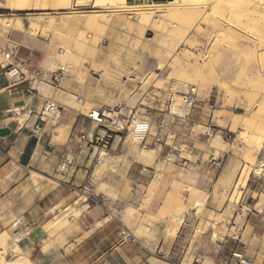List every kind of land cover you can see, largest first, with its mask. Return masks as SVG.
<instances>
[{
	"label": "rangeland",
	"instance_id": "obj_1",
	"mask_svg": "<svg viewBox=\"0 0 264 264\" xmlns=\"http://www.w3.org/2000/svg\"><path fill=\"white\" fill-rule=\"evenodd\" d=\"M0 2L3 3L4 0H0ZM12 2L16 3L17 1L12 0ZM153 3L166 2L160 0L133 2L128 0L127 5L131 6L130 10L117 12L115 15L111 14L114 17L113 25L116 28L112 27L107 32L93 35L95 40L99 39V35L101 36L102 33L106 34L105 38L102 39L103 42L100 39L97 40L99 44L95 51L93 48H88L87 51L82 49L81 52H77L72 46L71 34L69 33L70 26L73 28L76 21L81 18L82 12L92 13L95 10L102 12L104 9L82 8L77 10L76 14H71L70 10H15L13 8L11 10L0 6V55L13 51L19 68L20 66L26 68L27 71H24L25 82L32 88L33 94L30 95H35V106L37 103V105L41 104L42 107L45 102H54L64 108L61 120H57V122L64 124L62 128L58 126L56 131L50 130V124L56 122V119H49L45 123V130L54 144L70 141L72 144H76L77 140L74 136L77 131L85 126L89 129L88 122L86 120L84 122L83 116L90 109L99 106L128 105L133 107L132 103L136 102L133 103L136 104L135 109L138 112V116L135 117L152 120V127L156 130L157 137L150 139L151 142L147 138L146 141L149 144L145 142L148 149L158 152L157 156H154V160L147 161L149 163L142 162V164L134 159L131 155L134 145L132 141L130 142V136L125 135L116 138L107 151L93 150L87 147L78 152L77 157L82 159L80 163L77 161L78 158L73 160L71 156L70 163L65 162L67 168H62L64 171L60 169L61 164L56 166L54 170L48 169L49 165L40 153L32 166L49 170V179L45 182L60 188L62 182H67L71 186L70 177L74 174L76 165H81V169L87 171V173L80 172V176H85L84 179L78 178V183L83 180V184L76 186L77 191L69 198L67 204H62V206H84L89 202L107 206L108 219L121 220L126 227L122 231L123 237H127V234L133 232L137 227L142 228L147 216L157 218L162 208L173 205L167 196L169 204L162 206L165 202V196L160 192L152 201L156 189L164 184L161 178L155 189L151 188L152 185H150L152 180L154 181L156 177H159L161 168L172 164L182 173V178L191 176L189 174L193 172L199 178L198 188L207 195L206 209L214 211V216L211 218L207 214L198 215L196 211L190 209L175 237L162 236L157 240L156 246L147 248L153 254V264H205V262L213 264L206 257L211 256L212 251L210 249L215 245L220 247L218 254L223 256L217 262L214 259V264H234L232 253L238 244L244 247L238 252L250 258L253 264H264V212L260 213L263 216V222H254L253 228L246 225L249 216L257 214L259 208L264 207V173H257L255 166L247 162L248 158L252 159L251 154L256 156V161L264 159V134L263 139L255 137L253 138L255 141L251 140L248 143L251 136L244 132L245 126L242 125L238 128L239 133L231 132L229 128L236 114L246 115L247 118L251 115L249 120L255 119V114H259L258 117L263 120L262 126L264 128V86L261 87L256 96V93L253 92L256 88L250 87L252 81L246 77L253 71L255 72L256 67L248 66L249 74L247 70H245L247 73L244 71L243 75L239 74L238 67L241 65L239 63L241 61L233 62L232 67L230 60H228L230 56L227 53L210 52L214 43L213 39H211V43L209 41V44L208 38L195 37L194 34L187 35L188 37L184 36V39L180 38L181 35L178 34L177 45L176 41L168 43L169 45L161 43L159 45L160 35H158L157 30L160 29L158 27H161V21H155L158 26L135 25L137 18L141 15H152L149 8L140 6ZM157 15H161V13ZM191 17L192 21L195 20L194 23H199L200 17L198 15L193 14ZM8 20L12 22L14 27L22 24L26 31L21 33L12 28H7L5 22ZM187 20L191 21L190 16ZM50 22H53L52 29L47 27ZM152 22L154 23V21ZM151 29L152 31H150ZM110 38L113 41H110ZM179 43L180 45H178ZM162 45L176 50V57L173 56L175 58H172L171 56L168 57V53L164 54L162 52L164 49L159 47ZM205 47L208 50L205 51ZM66 49L73 50L72 53L79 54L78 57L69 59L66 55ZM61 51L64 53L63 57H61ZM90 52L97 55L94 64L92 63L94 62L93 57L91 58L93 54ZM140 53L145 54V63H147L137 66L135 60ZM165 55L168 59L164 57ZM161 62L166 65L164 64L162 70H157ZM188 64L189 66H197L198 72L189 69L188 76H186L177 71L179 68L180 70L182 67L185 68ZM61 65L67 67L68 76L59 84L53 83L51 73ZM213 67L217 73L211 71ZM262 72L264 73V71ZM180 74L183 77L179 76ZM126 79L130 80L126 82ZM244 86L246 87L244 88ZM190 87H195L197 90V103L192 111L189 110L188 119L182 122L171 115L172 112H168L166 109L167 101L171 94L182 96V92ZM71 97H75L74 105L69 103ZM260 97L262 98L260 99ZM251 101L254 105L250 104ZM183 103L182 98L180 105L185 107ZM250 105H253V108ZM247 106H250L251 109L248 110ZM40 110L41 108L37 111ZM258 110L261 112H257ZM185 111L188 115V111L186 109ZM249 113L251 114L249 115ZM186 114L180 116L185 117ZM74 121L75 125L72 127L71 123ZM82 122L85 123L83 126L81 125ZM207 131H211L213 136L204 134ZM216 138L225 141L228 146H224L219 152L213 151ZM172 147L184 150L181 153L172 152ZM251 150L253 151L251 152ZM102 153L108 155L109 166L115 167L116 170L109 166L102 168V175L99 176L100 173L97 172V169L100 166ZM182 158L189 159L190 163L184 164ZM213 158L214 161L218 160V165L212 164ZM229 163L233 164L232 171L223 178L224 169ZM139 171L145 172L147 177L140 180L137 175L136 178H132L133 174ZM131 172L132 176L130 175ZM31 175L33 178L32 185L35 183L34 178H37L39 184L34 185L39 190L44 188V183L42 184L44 179L42 177L41 179L40 176ZM103 183L107 184L106 189L105 187L103 189ZM151 192L153 195L149 200ZM153 206H156L155 212L152 210ZM132 208L134 209L133 216H130ZM62 211L63 208L52 211V214L55 217ZM153 213L157 214L154 215ZM75 217L73 216V219ZM215 220H217V225L216 228H213L211 221ZM14 225L11 227V231L14 229ZM214 233L219 235L217 239H214ZM22 237H18L16 242L9 243L4 237L0 239V250L4 249L2 254L6 257L5 260H14L16 253L12 246L18 245ZM250 238L252 239L251 242L248 241ZM134 241L145 247L140 241L138 242L136 239ZM10 253L12 256L8 257ZM20 253L21 256L17 258L18 260L24 262L29 260L25 252L21 250ZM2 263L4 262L0 261V264Z\"/></svg>",
	"mask_w": 264,
	"mask_h": 264
},
{
	"label": "bare ground",
	"instance_id": "obj_2",
	"mask_svg": "<svg viewBox=\"0 0 264 264\" xmlns=\"http://www.w3.org/2000/svg\"><path fill=\"white\" fill-rule=\"evenodd\" d=\"M16 1H17L16 3H13L12 0H4L3 3L0 2V6H3L6 9L10 8L11 10H12V8L15 10H30V9H34V10L53 9V10H59V11L70 10L71 14H76V11L80 10L82 8L83 9L84 8H87V9L93 8V10L94 9H104V11H102V12L98 11V10H95L92 13L91 12L90 13H87V12L83 13L82 12L81 18L76 21L73 28L70 26L71 29H70L69 33L71 34V42L73 43L72 46L75 47L77 52H81L82 49H86L85 51H87L88 48H93L95 51L98 47V44H99V41H97V40L100 39V41H101L103 38H105L106 34L104 35V33H102L101 36L99 35V39H95V40H94L95 37H93V35L95 36V35H98V33L100 34L101 32H107L112 27H115L113 25V18L114 17H112L111 14L115 15L117 12H120V13L121 12H127L128 10H130L129 8L131 7V6L127 5L128 0H16ZM132 1L134 2V1H139V0H132ZM160 1L166 2V3H153L150 5H141L140 7L149 8L152 15L151 16H148V15L142 16L141 15V17L137 18L136 24H135V22H134V24L136 26L148 25V27H149V25H157V22L161 21L162 22L161 27H158V28H160V29H158L159 31L157 30V32L159 33L158 35H160V39L158 40L159 42L156 41V42H158V44L161 43V44L169 45L173 41L175 42L176 40L179 39V38H177L178 34L181 35L182 37L180 36V38H183V39H184V36H187V35L191 36L193 34L195 37L202 36V37L208 38L207 39L208 43H209V41L211 43V39H213L214 43L212 44L213 47L211 46L212 48H211L210 52L227 53L230 56V59H228V60H230L229 62H231L232 67L234 64L233 62L241 61V62H239L241 64L239 67H238V65L235 64L238 67L239 74L241 73L243 75L245 70H247V72L249 74L248 66L253 65L254 67H256V71L255 72L253 71L250 75H246V77L251 79L252 82H250L251 83L250 87L256 88V90L253 92H255L256 96H257V93L261 90V87L264 86V78H263L264 73L262 72V71H264V52H263L264 51V0H160ZM136 13H138V12H136ZM141 13H143V12H141ZM158 13H161V15H157ZM193 14L194 15L196 14L200 17L199 23H194L193 21H195V20L192 21L191 15H193ZM188 16H190L191 21L187 20ZM70 18H71V16H70ZM152 21H154V23H156V24H154ZM155 21H157V22H155ZM46 23H48V22H46ZM115 23H116V21H115ZM5 24H6L7 28H12L14 31H19L21 33L26 31V29H24L22 24L14 27V26H12V22L9 20L6 21ZM37 25H39V23H37ZM41 26H43V25L41 24ZM47 27L52 29L53 28V22H50V24ZM152 28H154V27L152 26ZM147 30H149V29H147ZM150 31H152V29ZM154 31H156V30H154ZM110 41H113V39H111ZM102 42H103V40H102ZM180 43L178 45H180ZM206 44H207V41H206ZM165 45L159 46L160 48L164 49V50H162V52L164 54L168 53L167 54L168 57L171 56L172 58H175L176 57L175 56L176 50H172L170 48H167V47H165ZM176 45H177V41H176ZM184 46H185V44H184ZM188 46H189V44H188ZM66 50H67L66 55L68 56L69 59H72L73 57H78V55H79V54L72 53L73 50L72 51L68 50V49H66ZM206 50H208V48L205 47V51ZM144 51H145V49H144ZM155 52H157V51L155 50ZM84 53L87 54V52H84ZM90 53H92V52H90ZM94 54L91 56V58L93 57V60H94V62H92L93 64L96 61L95 57L97 58V55L96 54L94 55ZM152 54L154 55L155 53H152ZM138 55L139 56L136 57L137 60H135L136 61L135 64L137 66L138 65H144V63L146 61L145 60L146 57L144 56L145 54L140 53ZM157 55H159V54H157ZM167 55H165L164 57L167 58ZM89 56H90V54H89ZM160 56H161V54H160ZM173 56H175V57H173ZM83 57H86V56H83ZM148 57L150 58V56H148ZM153 57H157V56H153ZM69 59H67V60H69ZM65 60H66V58H65ZM83 60H85V59H83ZM164 64L162 62L159 63L157 70H162L164 68L163 66L166 65V64L165 65ZM196 67L197 66H189V64H188L187 66H185V68L182 67L181 70L179 68L177 71L183 75L188 76V70L189 69H192V71H194L196 73L198 72V68H196ZM213 68L211 71H213L215 73L216 69L215 68L213 69ZM20 69L23 70V72L27 71L26 68H24L22 66H20ZM176 69H177V67H176ZM261 72L263 75L261 74ZM181 74L179 76L183 77V75H181ZM241 79H244V78L241 77ZM249 79H248V81H249ZM167 80H169V79H167ZM244 85H246V84H244ZM245 87L246 86H244V88ZM140 90H142V89H140ZM139 95H141V94H139ZM249 95H252V94H249ZM172 97H173V101H174L172 108H174V109H172L171 115H174V116L183 115L184 116V114H186V111H185L186 107H184L183 105H180L183 97L179 96V95L174 96V94ZM74 98L71 97L69 99L70 105H74V103H75ZM261 98L262 97H260V99ZM263 100H264V98H263ZM257 102H258V100H257ZM133 103H136V102H133ZM133 103H132V105L135 109L136 104L134 105ZM251 103H252V101L250 102V104ZM257 104L258 103H256V105ZM253 105H250V106L252 107ZM250 106L249 107L247 106L248 110H249V108L251 109ZM182 107H184V108L182 109ZM260 107H261V105H260ZM16 110L19 111L18 109H16ZM186 110L188 111V115L187 114L186 115L189 116V110L188 109H186ZM259 111L261 112V110H258L257 112H259ZM251 113H249V115ZM258 116H259V114H255V119L252 118V120H249L248 118L251 117V115L248 118L246 117V115H242V114L234 115L232 124L229 127L230 131L234 132V133H239L238 128L243 125V126H245V128L243 130L246 133V135L251 136V139H249L248 143H250L251 140H253V138H255V137H260L261 139H263V137H264L263 136L264 128L262 126L263 120L259 119ZM61 118H55L56 122H53L52 125L50 124V126H51L50 130L56 131L57 130L56 128H58V126H61V128H62V126H64L63 123H60L59 121L57 122V120H61ZM139 119H141V118H139ZM139 119H137L135 117V120H139ZM33 123L31 126H29V128L33 127ZM204 134H211V131L204 132ZM129 136H130V142L132 141V144L134 145V148H133V151L131 152V155L134 157V159L137 160V162L142 163V162H147V161L150 162L152 159L154 160V156H157L156 154L158 152H155L154 150L148 149L147 144H149V143L147 141H146L147 144L145 145V143H142L141 140L138 137H136L134 134L130 133ZM153 137H156V130L154 127L151 128L150 134L148 136L149 142H151L150 139L152 140ZM253 141H255V139ZM143 146H145V147H143ZM224 146H228V144L225 141H223L219 138H216L214 145H213V151L219 152L222 150V148ZM131 147H133V146H131ZM249 147H251V146H249ZM256 149H257V147H256ZM252 151L253 150H251V152ZM251 158L252 159L248 158L249 160L247 159V162L250 165L255 166V170L257 171V173L258 172L263 173L264 172V159L263 160L260 159V160L256 161V156L254 154H251ZM149 162H147V163H149ZM108 166H109V157L106 153H102L101 160H100V166L97 169V172L100 173L99 176L102 175V172H101L102 168H105V167L108 168ZM109 167L112 168L113 166L110 165ZM175 168L176 167L172 164H170L168 166H164L163 168H161L162 170H161L160 174L158 175L159 177H156L154 179V181H152V184H151L152 187L151 188L155 189L158 186V184L160 183L161 178L163 179L162 182H166V177L171 175L174 171H176ZM112 169H115V167ZM113 172H114V170H113ZM32 174L34 176H40V178L42 177L44 179V181L45 180L48 181V178H46V177H44L38 173L33 172ZM103 174H104V171H103ZM170 178H172V177L170 176ZM34 182H35L34 184H36V185L39 184V180L37 178H34ZM196 182H197L196 178L191 177V176H185L181 180H174L173 179V181H171V183H170L171 190L169 191V194L167 195L169 197V199L173 202V205L169 206L168 208H165V207L162 208L160 211V215L157 218L152 217V216H147V219L144 223V226L142 228L137 227L136 229H134L133 232L127 234V236H131L132 238H135L138 242L140 241L141 244H143L146 248H152V247L156 246L155 240L158 237L167 236L170 238V237H175L177 235V233L180 231L190 209H193L194 211H196L198 215L199 214H207V216L212 218L214 216V211L207 210L206 206H205L207 203V195L205 193H202L199 189H197L195 187ZM105 184L103 186V189H104V187L106 189L107 184L106 185ZM152 195L153 194L151 192L149 195V200H151ZM185 198H186V201H185ZM86 208L87 207L76 210L73 207H71L70 209H67V211L63 212L59 217H56L53 220V225L59 230L64 229L65 227H67L69 225V220H70L71 216H79L80 215L79 212L81 210H83V211L87 210ZM133 210H134L133 208L130 210V216H133ZM259 212H261V213L264 212L263 206L259 208ZM211 225L213 228H216L217 220L211 221ZM213 237H214V239H217L219 237V235L217 233H214ZM223 240H221V241H223ZM215 246H217V245H215ZM12 248H13L14 252L16 253L17 257L21 256V253H20L21 247H19V245L14 244L12 246ZM217 248H218V246H217ZM2 253H4V249L0 250V254H2ZM23 258L27 259L26 257H23ZM17 262L19 264H31V262L29 260H27L26 262H24L23 260H18ZM5 264H16V263H5ZM205 264H207V262H205Z\"/></svg>",
	"mask_w": 264,
	"mask_h": 264
},
{
	"label": "crops",
	"instance_id": "obj_3",
	"mask_svg": "<svg viewBox=\"0 0 264 264\" xmlns=\"http://www.w3.org/2000/svg\"><path fill=\"white\" fill-rule=\"evenodd\" d=\"M2 56L0 55V239L4 237L8 243L16 242V239L23 235L18 245L26 253L31 264H153V254L150 250L135 241L125 240L122 231L126 227L122 221L108 219L107 206L94 204L95 202H89L84 206H62L67 204L69 198L77 191L76 186L83 184V180L78 183L79 177H82L81 179L85 177L80 176V172L84 171L81 165H76L74 174L70 177L71 186L67 182H62L60 188L53 187L44 181L42 182L44 188L39 190L36 185H32L33 172L49 179V170L32 166L39 153L47 161L48 169L54 170L61 162L70 163L71 156L73 160L78 158L77 161L80 163L82 159L77 157V153L87 147L78 142L72 144V141L54 144L49 136L43 147L37 145L35 138H30L29 131L17 130L16 124L9 117L12 110H19L14 107H22L27 103L26 106L39 110L43 106L37 105L38 103L35 106V95H30L33 94L32 88L26 85V82L9 85ZM36 118V116L32 117L29 126L36 121ZM84 122L81 123L82 126ZM71 125L73 127L75 121ZM67 158L68 161H66ZM62 168H67L65 163L60 166L61 171H64ZM232 168V163L226 165L223 178L231 173ZM84 172L87 173V171ZM130 175L132 176V172ZM137 175L140 180L147 177L145 172L139 171L135 172L132 178H136ZM181 175L182 173L176 168V171L166 177V182H162L163 186L156 189L152 201L157 194L161 193L165 196L162 206H167L169 204L167 194L171 190L170 183L173 179H182ZM189 175L196 178L195 187L203 192L198 188L197 174L191 172ZM71 207L76 210L87 207V210H81L77 218L74 216L76 219L71 216L69 225L64 229H57L53 225V220ZM62 208L63 211L54 217L52 211ZM152 210L155 212L156 206H153ZM256 213L249 216L247 226L253 228L254 222H263L261 212ZM13 225L14 229L11 231ZM161 237H158L155 242L157 243ZM251 240V238L248 239L250 242ZM243 248L238 244L235 251L243 250ZM210 250L212 254L206 258L214 264V259L217 262L223 255L218 254L217 246ZM11 256V253L8 254V257ZM5 258L3 254H0V261L4 262L2 264H19L17 256L13 261H7Z\"/></svg>",
	"mask_w": 264,
	"mask_h": 264
},
{
	"label": "built area",
	"instance_id": "obj_4",
	"mask_svg": "<svg viewBox=\"0 0 264 264\" xmlns=\"http://www.w3.org/2000/svg\"><path fill=\"white\" fill-rule=\"evenodd\" d=\"M64 53L61 51V57ZM3 68L7 69V77L9 85H16L26 81L25 73L19 68V63L15 60V55L13 51H10L2 56ZM68 76V69L66 66L61 65L55 71L51 73V80L53 83L59 84ZM130 79H126V82ZM173 94L170 95L167 101L166 109L171 112L173 107ZM182 97L186 109L193 110L197 103V91L195 87H191L182 92ZM64 112V108L54 102H45L40 111L35 110L32 106H22L19 111L12 110L9 113V117L17 126L19 132L24 130L29 131L30 138H35L37 145H45L48 139V134L45 130V123L49 119L61 118ZM138 116V112L131 106L119 105L115 107H94L90 109L87 114H85L84 120L88 122L89 129L81 127L74 136L78 144L85 145L90 149L107 151L111 148L116 138H121L122 136L129 135L130 133L138 137L142 143H145L153 122L148 118H142L135 120V116ZM33 116H36V121L32 128H29L30 121ZM176 119L184 122L189 116L180 117L174 116ZM208 136L212 135L207 134ZM184 149L178 147H172V152H183ZM184 164L188 165L190 163L189 159L182 158ZM68 161V158L66 159ZM65 163L64 162H61ZM213 165H218V160H212ZM131 236L125 237V240H133ZM220 247L218 246V253ZM232 258L234 259V264H253L252 260L246 257L243 253L234 251L232 253ZM199 260L197 259V262Z\"/></svg>",
	"mask_w": 264,
	"mask_h": 264
}]
</instances>
